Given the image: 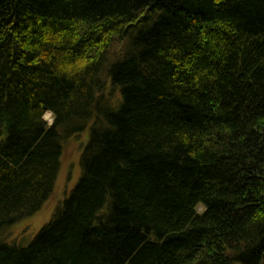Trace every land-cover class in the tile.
Wrapping results in <instances>:
<instances>
[{"label":"trees","instance_id":"1","mask_svg":"<svg viewBox=\"0 0 264 264\" xmlns=\"http://www.w3.org/2000/svg\"><path fill=\"white\" fill-rule=\"evenodd\" d=\"M0 264H264V0H0Z\"/></svg>","mask_w":264,"mask_h":264},{"label":"rangeland","instance_id":"2","mask_svg":"<svg viewBox=\"0 0 264 264\" xmlns=\"http://www.w3.org/2000/svg\"><path fill=\"white\" fill-rule=\"evenodd\" d=\"M119 48L120 43L115 42L111 48L110 56L114 57ZM53 118L54 116L51 112L45 114V119L49 123H52ZM88 138L89 131L87 130L65 141L61 167L53 193L43 203L39 211L21 219L5 231L9 240H16L20 244H28L41 227L51 219L56 208L63 202L81 175V154ZM198 210L201 212L204 210V206L199 205Z\"/></svg>","mask_w":264,"mask_h":264}]
</instances>
